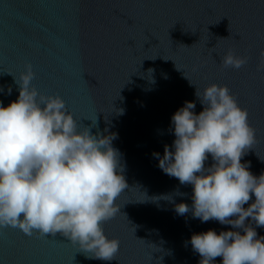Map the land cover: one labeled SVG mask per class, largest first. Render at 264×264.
<instances>
[{"label":"water","instance_id":"95a60500","mask_svg":"<svg viewBox=\"0 0 264 264\" xmlns=\"http://www.w3.org/2000/svg\"><path fill=\"white\" fill-rule=\"evenodd\" d=\"M262 32L264 0H0V102L17 99L14 77L31 64V86L59 95L80 131L117 134L127 183L119 213L101 225L120 242L116 259L88 258L59 232L29 239L9 226L0 227V264H199L191 235L231 225L178 215L174 203L191 205L192 186L165 174L152 154L171 146V117L185 101L203 110L196 87L215 83L249 109L255 142L241 162L256 176L264 171ZM229 49L248 58L240 69L221 66ZM165 195L172 200L157 199ZM256 231L264 236V227Z\"/></svg>","mask_w":264,"mask_h":264},{"label":"clouds","instance_id":"9594fccd","mask_svg":"<svg viewBox=\"0 0 264 264\" xmlns=\"http://www.w3.org/2000/svg\"><path fill=\"white\" fill-rule=\"evenodd\" d=\"M247 60L229 49L220 63L240 69ZM258 71H264V61ZM33 78L28 64L19 80L14 77L17 99L8 106L0 102V227L28 235L59 232L88 258L110 262L120 242L101 225L119 213L115 202L127 187L121 153L113 147L117 134L80 131L65 101L38 93ZM195 96L203 110L196 114V103L185 101L171 117V146H164L162 156L152 154L165 174L192 186L191 205L174 203V210L231 225L219 234L209 229L191 235L199 264H214L216 257L221 264H264V236L256 231L264 227V171L256 176L250 162H241L255 142L247 110L226 85L213 83L202 93L196 87ZM209 156L213 163L206 166Z\"/></svg>","mask_w":264,"mask_h":264},{"label":"snow or ice","instance_id":"6c2138e0","mask_svg":"<svg viewBox=\"0 0 264 264\" xmlns=\"http://www.w3.org/2000/svg\"><path fill=\"white\" fill-rule=\"evenodd\" d=\"M224 18V17H223ZM228 18V17H227ZM235 35H238L240 38H239V40L242 38L241 37V34L240 33H235V34H233L232 33V36H235ZM262 36H264V32H262ZM260 74H261V76L262 77H264V71H260ZM229 88V87H228ZM229 91L230 92H232V90L229 88ZM236 100H238V97H237V99ZM261 100H262V103H264V96H262L261 97ZM246 110L248 111V114H249V117H250V111H249V109L248 108H246ZM9 226H4V228H5V230H7V228H8ZM10 227H12V226H10ZM12 228H18V227H12ZM39 232V231H38ZM38 232H32L30 235H28V234H25L23 231H22V233L27 237V238H29V239H31V238H34V237H36V238H38V237H40V236H42L43 235V237L45 238V239H48V237L46 236V235H44V234H39V235H36V233H38ZM118 256V255H117Z\"/></svg>","mask_w":264,"mask_h":264}]
</instances>
